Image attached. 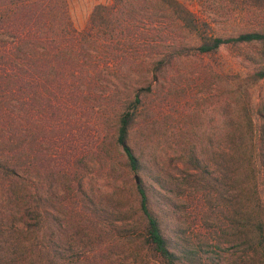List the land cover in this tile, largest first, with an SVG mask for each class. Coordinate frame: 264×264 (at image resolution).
<instances>
[{"label": "trees", "instance_id": "16d2710c", "mask_svg": "<svg viewBox=\"0 0 264 264\" xmlns=\"http://www.w3.org/2000/svg\"><path fill=\"white\" fill-rule=\"evenodd\" d=\"M175 22L194 46L175 42ZM208 27L194 4L179 0L98 3L80 30L72 25L67 0H0V201L22 211L21 234L34 236L44 226L54 233V253L40 256L46 264H68L61 246L90 238L99 243L108 223L114 248L130 239L156 264H202L209 259L204 247L222 251L228 243L243 248L239 264H264V101L254 110L242 104L238 119L224 124L226 139L184 138L174 156L162 155L147 137L131 140L143 107L139 90L149 86L134 88L129 68L137 77L156 78L175 55L201 56L222 44L264 38L256 31L222 38ZM163 29L169 34L161 37ZM248 80H264V68ZM253 115L260 118L257 126ZM86 121L112 128L105 134L94 128L87 140ZM107 148L119 152L126 173L137 174L126 210L118 201L102 206L84 197L81 157L90 153L110 171L114 159ZM166 162L181 167L193 187L173 182ZM34 178L40 192L32 190ZM27 211L36 215L32 223ZM128 211L136 214L128 218L131 234L122 217ZM104 214L121 216L91 232L92 219ZM234 258L219 263L236 264Z\"/></svg>", "mask_w": 264, "mask_h": 264}, {"label": "rangeland", "instance_id": "374dc122", "mask_svg": "<svg viewBox=\"0 0 264 264\" xmlns=\"http://www.w3.org/2000/svg\"><path fill=\"white\" fill-rule=\"evenodd\" d=\"M108 1L67 0L68 14L74 28L82 29L92 7L95 4ZM179 1L185 4H194L196 15L209 24L207 30L209 34L225 38L256 31L264 35V0ZM168 34L169 29H163L160 36ZM192 38L184 30L181 31L175 22V42L179 40L192 47L196 44ZM263 68L264 38L249 43L222 44L213 52L201 56L192 53L180 57L175 55L168 66L156 72V78L151 77L150 74L137 77L133 74L134 71L129 68L131 75H128L129 72L126 74L134 88L149 86L148 90H139L143 107L138 116L140 122H136L132 130V142L147 137L154 140L155 149L159 150L162 155L174 156L179 151L177 142L184 138L199 139L212 136L219 141L226 139L229 137L224 126L227 119H238L236 112L242 104L253 107L254 110L258 104L264 101V80L255 83L248 80L250 75ZM237 90L244 94L239 100L234 94ZM101 106H103L102 103ZM252 117L257 126L260 123V118L257 115ZM86 122L84 125L81 124V127H86L88 134L85 137L87 140H90V133L94 128L101 134H105L112 128V123L106 122L105 125L98 126L97 121ZM133 136H136V139ZM82 143L86 144L85 141ZM110 150L111 148L108 149V154L114 159L110 171H107L103 163L97 161L96 157L90 153L81 157V162L85 164L81 167L83 168L84 197L96 200L102 206L113 205L118 201V205L121 204V208L126 210L130 201L129 189L133 182H137V174L126 173L119 152ZM167 162L164 164V168L170 174L169 178L173 182L193 187L192 181H187L183 177L184 172L180 170L181 167L176 169L172 164L167 165ZM169 162L172 163V161ZM33 182V186L36 188L32 186L33 192L37 190L40 192L41 185L38 179L34 178ZM173 195H175V188ZM73 198L75 197L70 196L68 199L70 202H74ZM185 204L188 203L182 205ZM29 206L30 208L34 207V201H31ZM16 209L17 207L11 204L5 205L0 201V264H46L45 258L40 256L44 253H54L49 242L54 237V233L50 229H46L43 222V224L39 222L44 227L38 231L35 230L34 236L21 234L18 230L19 226H22L19 216L23 214L22 211H16ZM8 214H11V219H6ZM130 214L135 220L134 211H128L122 216L127 222L126 231L128 234H131L129 231L134 225V222L128 219ZM34 216H36L34 213L27 211V222L32 223ZM103 216H107V218L92 219L91 225L93 226V223L96 225L92 227L91 232L97 233L102 221L119 220L121 215L104 214ZM116 223L119 224V222ZM108 224L102 228L107 233L102 236L99 243L94 238H90L85 242L86 244L82 242L80 246L73 241L61 246V253L67 259V263L156 264L147 250L139 243H132L129 237L125 247L114 248L110 242L113 233H110L111 228ZM204 252L209 256V259L203 260L202 264H223L219 262H225L230 257L232 262L235 256H238L234 258L235 263L239 264L240 256L243 255L244 250L228 243L225 245V250L218 251L204 247ZM230 252L233 254L229 255ZM101 254L103 260L98 258ZM231 262L224 264H233Z\"/></svg>", "mask_w": 264, "mask_h": 264}, {"label": "water", "instance_id": "95a60500", "mask_svg": "<svg viewBox=\"0 0 264 264\" xmlns=\"http://www.w3.org/2000/svg\"><path fill=\"white\" fill-rule=\"evenodd\" d=\"M135 181H136V179H135Z\"/></svg>", "mask_w": 264, "mask_h": 264}]
</instances>
